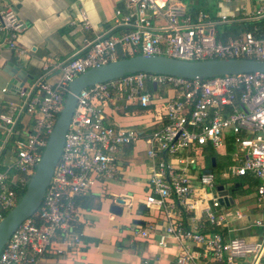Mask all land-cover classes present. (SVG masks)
Returning <instances> with one entry per match:
<instances>
[{"label": "built area", "instance_id": "1", "mask_svg": "<svg viewBox=\"0 0 264 264\" xmlns=\"http://www.w3.org/2000/svg\"><path fill=\"white\" fill-rule=\"evenodd\" d=\"M252 19L264 17V4L249 11ZM83 25L90 21L82 12ZM206 10L191 14L181 0H124L116 8L115 25L120 34L86 38L79 50L62 61L60 75L50 81L40 76L18 92L22 109L33 117L30 130L15 128V118L0 113L6 139L16 134L7 161H0V221L20 198L42 158L50 133L64 105L69 83L91 67L118 59L119 54H161L185 60L249 57L264 59V31L252 30L219 40L215 24L237 20ZM27 27L18 12L0 1V49L18 48ZM5 90V89H4ZM121 99L143 107L157 104L153 130L121 127L106 121V108ZM154 124V125H155ZM144 138L150 160L149 207L166 208L168 221L159 232L158 244L168 238L177 243L176 264H264V71L227 73L204 78L137 71L81 89L63 150L38 210L24 220L0 252V264H41L55 246L64 251L80 240L72 229L79 216L78 197L98 181L117 172L123 146ZM235 145L237 160L223 172L255 175L260 184L255 206L260 215L254 237L228 227V206L221 203L216 175L202 168L198 151L205 145L226 150ZM4 143L0 142V157ZM224 188L229 190L226 185ZM198 214H201V216ZM246 219L248 211H235ZM227 228L221 232L214 228ZM143 236L148 229L132 228Z\"/></svg>", "mask_w": 264, "mask_h": 264}, {"label": "crops", "instance_id": "2", "mask_svg": "<svg viewBox=\"0 0 264 264\" xmlns=\"http://www.w3.org/2000/svg\"><path fill=\"white\" fill-rule=\"evenodd\" d=\"M0 1L13 7L27 25L19 35L17 49L7 46L0 49V113L11 114L16 120V129L23 132L31 129L33 117L22 109L23 100L18 92L9 88L12 76L6 65L19 64L31 74L26 77L27 88L42 75L50 81L56 80L60 75L58 65L79 50L86 38L121 33L122 30L115 25V13L116 8L124 6V0ZM197 1L191 0L192 3ZM205 2L206 6L216 8L217 16L226 14L236 16L237 20H251L248 12L264 4V0ZM82 12L90 21L88 28L83 25ZM136 104L139 103L119 99L116 105L106 108V121L142 131L149 129L157 121V104H151L145 110L128 109ZM0 142L4 143L0 157L3 163L8 159L12 137L6 139L1 120ZM147 148L144 138L123 146L118 153L115 175L96 181L78 197L79 216L72 222V229L80 234V240L62 252L52 246L41 264H176V240L169 237L166 246L158 244L159 232L169 217L166 208L149 207L145 203L150 171ZM218 152L223 154L225 151ZM197 156L200 166L207 169L204 154L198 151ZM230 195L236 203L237 199ZM118 198H123L124 203H118ZM239 199V202L245 203L243 208L248 211V217L237 219L231 212V204L225 209L228 227L236 233L254 237L256 227L252 223L260 215L255 206V192L249 195L239 192ZM114 205L122 210H114ZM134 227L148 229L150 234H138L133 231ZM239 264L246 263L241 260Z\"/></svg>", "mask_w": 264, "mask_h": 264}, {"label": "water", "instance_id": "3", "mask_svg": "<svg viewBox=\"0 0 264 264\" xmlns=\"http://www.w3.org/2000/svg\"><path fill=\"white\" fill-rule=\"evenodd\" d=\"M6 68L12 76L9 88L16 92H19L21 88H26L25 82L28 81L26 77L31 76V74L19 64L9 63ZM137 71L178 75L188 78H204L227 73L264 71V59L235 57L185 60L161 54H133L100 66L91 67L76 76L69 83V91L66 94L64 105L49 135L42 158L30 176L24 193L20 196L18 203L0 221V252L18 226L35 213L42 203L54 169L61 156L81 89ZM212 161L215 164L214 157ZM238 186L239 183H236L235 187ZM217 188L221 195V203L226 205L234 203L230 191L225 189L224 185L220 184ZM117 202L124 203V199L118 198ZM113 209L118 212L122 210L118 205H114Z\"/></svg>", "mask_w": 264, "mask_h": 264}, {"label": "trees", "instance_id": "4", "mask_svg": "<svg viewBox=\"0 0 264 264\" xmlns=\"http://www.w3.org/2000/svg\"><path fill=\"white\" fill-rule=\"evenodd\" d=\"M182 1V0H181ZM197 1V0H196ZM185 5L187 6L188 11L195 15L199 10H209L208 12L212 15L213 18L219 19V16H217L216 13V8L213 6H206L205 5V0H198L197 2H191V0H187L184 2ZM215 28V33L216 36L219 40L222 41H227L230 38H235L247 30H252L257 34L258 36L263 34L264 31V17L258 18V19H251V20H234L231 22H218L214 26ZM135 54H139L138 52ZM130 54H119L118 58H123V57H128ZM134 108H139V109H149L150 106L147 107H140L139 104L136 105H131L128 107V109L132 110ZM162 123L155 124L151 127H149L148 131L153 130L154 128L160 126ZM16 128V127H15ZM16 136H12V140ZM235 151V145L232 140H229L226 146V150L223 154L218 152L216 149L211 147L210 145H205L202 150V154H204L205 157V162H206V167L209 170H212L215 173V168L219 170V173H215L216 175V181L218 185H227L226 180H233L230 182L231 187H228L230 193L232 192H240L241 194L244 195H249L252 194L256 191L257 187L260 184V180L253 175L252 173H247L245 175H240L236 176L233 175L229 178H224L222 176L223 172L226 170V166L222 161V157L225 156H230L234 153ZM215 158V164H213L212 158ZM221 178V179H220ZM220 179V180H219ZM223 179V180H222ZM220 181V182H219ZM239 183L238 187H235V184ZM26 188H23L22 190L19 191L20 196L24 193ZM215 230H219L221 232L226 233L227 228H214ZM261 228H256V233H260Z\"/></svg>", "mask_w": 264, "mask_h": 264}, {"label": "rangeland", "instance_id": "5", "mask_svg": "<svg viewBox=\"0 0 264 264\" xmlns=\"http://www.w3.org/2000/svg\"><path fill=\"white\" fill-rule=\"evenodd\" d=\"M185 2L187 1V0H184ZM222 161H223V163L225 164V166L226 167H232V166H234L235 164H236V162H237V160H236V158H235V156H234V154H232V155H230V156H225V157H222ZM215 173H219V170H217V168H215ZM221 179V178H220ZM219 179V180H220ZM223 180V179H222ZM233 180H226V181H223V182H226L227 183V185H228V187H231V184H230V182H232ZM220 182V181H219ZM234 197H235V199H237V202L236 203H233L230 207H231V212H232V214H234L235 213V211L237 210V209H240V208H243V207H245V203L244 202H239V193L238 192H232L231 193Z\"/></svg>", "mask_w": 264, "mask_h": 264}]
</instances>
